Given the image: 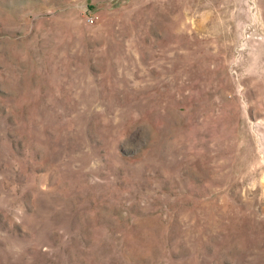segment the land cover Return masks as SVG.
I'll return each instance as SVG.
<instances>
[{"label": "rangeland", "instance_id": "1", "mask_svg": "<svg viewBox=\"0 0 264 264\" xmlns=\"http://www.w3.org/2000/svg\"><path fill=\"white\" fill-rule=\"evenodd\" d=\"M0 264H264V0H0Z\"/></svg>", "mask_w": 264, "mask_h": 264}]
</instances>
